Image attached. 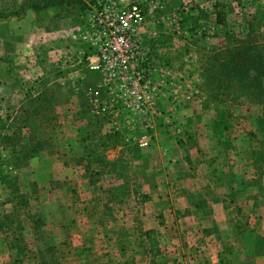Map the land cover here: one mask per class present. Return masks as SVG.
Masks as SVG:
<instances>
[{"label":"rangeland","instance_id":"374dc122","mask_svg":"<svg viewBox=\"0 0 264 264\" xmlns=\"http://www.w3.org/2000/svg\"><path fill=\"white\" fill-rule=\"evenodd\" d=\"M20 1L0 0V9L11 11ZM81 1V8L76 10L51 7L39 14L29 10L20 19L0 21V136L11 131V121L20 110L30 109L31 97L51 96L57 101L54 110L46 111L48 116L56 117L55 122L34 125L47 134V148L21 169L11 165L10 150L0 143V171L3 175L18 176L21 188L32 193L30 214H41L44 220L40 231H35L26 219L22 223L27 249L17 258L0 236V264H49L52 260L58 264H135V259L137 262L140 258L133 257L130 246L133 240L141 241L140 244L145 241V227L153 231L147 238L150 252L155 253L159 236L165 231L169 240L177 241L174 227L179 215L170 211L173 197L168 193H180L187 186L203 190L206 196L211 192L206 183H192L196 177L217 178V170L191 166L173 171L165 166L162 173L166 182L161 185L156 180L155 168H161L166 152L155 147L168 149L172 159L181 162L184 154L176 146L184 150L193 146L195 162L200 157L211 166L225 163L218 171L228 172L229 178V174L234 175L236 202H245L248 197L256 204L260 195V204L264 206V178L258 182L252 178L250 160L251 148L257 147L255 141L264 137V105L240 103L226 109L221 104L227 101L223 99L221 103V99L217 102L211 97L203 79L207 59L224 49L227 36H241L247 20L256 13H264V0ZM97 2L105 5L106 10L124 9L131 4H139L143 10V23L136 35L152 59L155 93L162 103L161 116L146 130L149 153L141 152L146 155L147 170L133 158L138 153L135 149H139L137 143L143 128H138L137 119L128 114L120 94H109L102 86L101 74L91 69L97 50L88 40V31L92 16L102 13ZM258 32L264 35V27H258ZM187 81L202 98L193 104L173 106L169 98L172 89L178 90L180 98L188 89ZM217 107L230 111L231 119L225 113H217ZM83 110L89 114L84 115ZM172 125H177L180 133L173 134ZM87 131L96 132L100 138L111 132L120 135L119 139L107 140L105 156L108 160L119 159L120 170L126 172L115 184H129V189L138 185L136 194L105 207L104 191L113 180L104 176L88 185L79 151ZM113 143H117L116 148H112ZM91 165L94 172L98 165ZM230 165L235 169L228 170ZM182 178L189 179L187 185L179 183ZM5 195L0 185V214L9 207L2 204ZM192 237L196 241L195 232L188 234L190 240H194ZM169 246L162 252H172ZM137 251L142 256L141 249Z\"/></svg>","mask_w":264,"mask_h":264},{"label":"trees","instance_id":"16d2710c","mask_svg":"<svg viewBox=\"0 0 264 264\" xmlns=\"http://www.w3.org/2000/svg\"><path fill=\"white\" fill-rule=\"evenodd\" d=\"M81 5V0H22L18 3L16 9L8 12L0 9V21L10 17L20 19L29 10L35 14L51 7L71 11L80 9ZM220 22L218 18L217 23ZM258 27H264V13H260V15L256 13L251 20H247L245 32L241 36L234 34L227 36L224 49L216 51L207 59V68L203 77L205 87L217 102L220 99L219 102L221 103L223 99L227 101V103L221 104V106H226L224 107L226 109L233 108V106L240 103L264 105V35L258 32ZM56 102V99L51 96L46 99L42 95L38 98L31 97L32 106L30 109L20 110V113L15 115L11 121V131L0 136V143H3L6 149L10 150L11 165L14 168L21 169L35 154L43 152L47 148L46 145L49 142L47 134L37 130L34 125L36 123L42 125L45 122H55L56 117L54 115L48 116L46 111L49 108L50 111L54 110ZM219 109L217 107V113H225L231 119L230 111L227 113L223 109H220L221 111ZM83 113L84 115L89 114L88 110H83ZM224 128L225 130L229 129L228 127ZM81 132L79 131V133ZM111 133L100 138L96 137V132L92 131L90 133L87 131L83 134V142L81 140V146L79 147L80 159L85 162V165H83L84 172L88 174L87 177L89 178L88 185H94L98 178L104 176H107L109 181L112 179L114 182L104 191L105 207L108 204H119L129 194H136L138 188V185L133 186V189H129V184H115L117 181H121L123 174H126V172L120 170L119 159L108 160L105 156L108 146L107 140L109 138L119 139L120 137L118 133ZM250 135L257 137L254 133H250ZM93 136L95 138H92ZM255 142H257V147L251 148L250 160L254 170L253 176L258 182L264 178V137L257 139ZM111 146L116 148L117 143H113ZM135 151L138 153L133 158L135 161H141L143 164L141 168L147 170L146 155H143L141 151L139 152L138 148ZM135 151L134 149L131 150V152ZM93 162L98 165L94 172L90 170ZM93 177H96V180L92 181ZM0 185L6 194L2 204L4 206L9 205L8 209L0 214V236L7 250L11 253L15 252L14 257L17 258L22 256L27 249L24 242L25 230L22 223L27 220L31 222L35 231H40L44 225V220L41 214H30L28 208L32 193L21 188L18 176L3 175V171H0ZM35 190L31 191L35 193ZM98 200L102 201L100 198ZM198 204L202 203L198 202L197 206ZM201 206L204 207V205ZM151 233L153 231H150L147 238L150 237ZM39 254L41 255V252ZM49 264H58V262L52 260Z\"/></svg>","mask_w":264,"mask_h":264},{"label":"crops","instance_id":"0c3cea01","mask_svg":"<svg viewBox=\"0 0 264 264\" xmlns=\"http://www.w3.org/2000/svg\"><path fill=\"white\" fill-rule=\"evenodd\" d=\"M93 60L95 61V58ZM173 147L175 149V146ZM176 147L179 152L183 151L184 158L181 162L172 159L168 149L155 147V150L166 152L165 157L161 158V168L159 166L155 168L156 180L159 184L166 182L162 173L165 166L173 171L177 167L184 170L192 166L193 169L199 170L206 166V169L217 170L215 172L217 178L208 175L204 179L202 177L194 179L192 184L204 182L208 190H211L206 196L203 190L197 187L187 189V186H181L184 191L177 193L178 196L176 193H168L171 198L173 197L170 211L179 215V220L174 227L179 239L175 242L172 239L169 240L165 231L162 236H159L155 253L150 252L151 247L147 237L152 230L145 227L143 229L145 241L140 244L141 241L138 243L133 240L130 246L133 257L140 258L137 262L135 259V264H264V206L260 204L261 196L256 197L258 198L256 204L247 199L248 197L245 198V202H236L234 175L229 174V178L228 172L218 171L224 167L225 163L211 166L210 162L200 157L195 158V162L192 158L193 146L187 147V150L179 148L178 145ZM213 147L215 152V145ZM141 152L149 153L147 149H141ZM228 167V170L235 169L231 168V165ZM188 180L182 178L179 183L187 185ZM198 202L202 204L197 206ZM136 230L141 231V229ZM192 232L196 233V241L194 237H192L194 240L188 238V234ZM166 245H170L169 250L171 249L172 252H162L161 249H164ZM138 249H141L142 256L137 255Z\"/></svg>","mask_w":264,"mask_h":264},{"label":"built area","instance_id":"2783aa9c","mask_svg":"<svg viewBox=\"0 0 264 264\" xmlns=\"http://www.w3.org/2000/svg\"><path fill=\"white\" fill-rule=\"evenodd\" d=\"M90 19L88 40L96 48L95 61L91 69L101 74L102 86L109 94L118 93L128 114L137 119L138 128H143V135L138 139L139 149H147L149 137L146 134L156 117L161 116L162 103L155 93L153 76L155 68L151 57L144 51L136 32L143 23V10L139 4H131L126 8L106 10ZM186 86L181 97L178 90L172 89L170 103L193 104L200 101L202 94ZM97 100V99H96ZM173 134L180 133L177 125H172Z\"/></svg>","mask_w":264,"mask_h":264}]
</instances>
